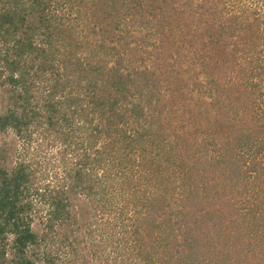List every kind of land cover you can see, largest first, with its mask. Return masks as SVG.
Segmentation results:
<instances>
[{"label":"trees","instance_id":"trees-1","mask_svg":"<svg viewBox=\"0 0 264 264\" xmlns=\"http://www.w3.org/2000/svg\"><path fill=\"white\" fill-rule=\"evenodd\" d=\"M239 1L0 0V264H264V107L221 62L205 75L230 133L165 119L169 15L193 46L251 31L264 52V0Z\"/></svg>","mask_w":264,"mask_h":264},{"label":"rangeland","instance_id":"rangeland-1","mask_svg":"<svg viewBox=\"0 0 264 264\" xmlns=\"http://www.w3.org/2000/svg\"><path fill=\"white\" fill-rule=\"evenodd\" d=\"M259 1L239 2L243 3L242 8L246 5L252 9ZM239 2L233 6L235 10L239 8ZM106 3L107 0H99V5L104 6ZM91 5L94 7L96 4L92 2ZM186 22L187 16L180 11H172L169 15L164 69L171 75V87L168 91L171 105L165 119L174 132L192 139L221 138L230 133L236 122L233 116H221L214 108L208 92L205 68L210 64L222 67L221 62H225L228 68L226 76L222 72L225 85L234 87L236 96L237 93H244L246 103H251L252 96L256 105L261 108L264 107V52L251 55L249 45L247 46L251 31L244 33L235 42H230L229 46L244 49L234 59L226 56L229 46L225 41L207 38L193 46L187 43L183 35ZM3 111V93L0 90V115ZM83 212L82 219L86 223V208Z\"/></svg>","mask_w":264,"mask_h":264}]
</instances>
